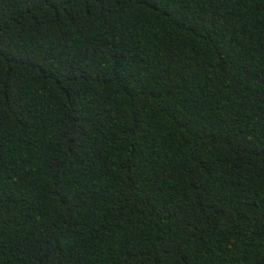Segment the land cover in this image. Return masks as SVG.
I'll list each match as a JSON object with an SVG mask.
<instances>
[{"label":"trees","instance_id":"obj_1","mask_svg":"<svg viewBox=\"0 0 264 264\" xmlns=\"http://www.w3.org/2000/svg\"><path fill=\"white\" fill-rule=\"evenodd\" d=\"M0 264H264V0H0Z\"/></svg>","mask_w":264,"mask_h":264}]
</instances>
